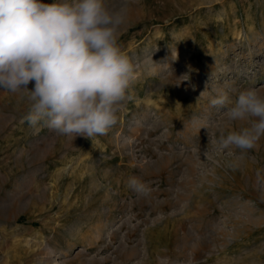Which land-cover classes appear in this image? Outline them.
Segmentation results:
<instances>
[{
  "label": "rangeland",
  "instance_id": "1",
  "mask_svg": "<svg viewBox=\"0 0 264 264\" xmlns=\"http://www.w3.org/2000/svg\"><path fill=\"white\" fill-rule=\"evenodd\" d=\"M106 4L136 77L106 135L30 125L26 96L0 89V264H264V136L220 150L254 118L210 103L264 97V0Z\"/></svg>",
  "mask_w": 264,
  "mask_h": 264
},
{
  "label": "clouds",
  "instance_id": "2",
  "mask_svg": "<svg viewBox=\"0 0 264 264\" xmlns=\"http://www.w3.org/2000/svg\"><path fill=\"white\" fill-rule=\"evenodd\" d=\"M123 20L106 0H0V89L26 96L24 119L30 125L43 121L73 140L106 135L122 103L131 99L136 79L133 63L118 44ZM210 103L225 108L231 122L254 118L250 127L221 134L212 143L242 152L257 146L264 136V97L255 88L234 100L219 92ZM126 186L145 197L151 191L135 175Z\"/></svg>",
  "mask_w": 264,
  "mask_h": 264
}]
</instances>
